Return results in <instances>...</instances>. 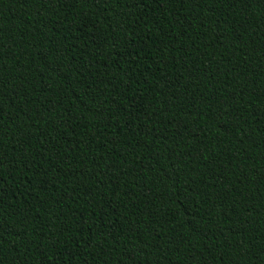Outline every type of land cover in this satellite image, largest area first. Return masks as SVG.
<instances>
[{"label":"trees","instance_id":"obj_1","mask_svg":"<svg viewBox=\"0 0 264 264\" xmlns=\"http://www.w3.org/2000/svg\"><path fill=\"white\" fill-rule=\"evenodd\" d=\"M0 264H264V0H0Z\"/></svg>","mask_w":264,"mask_h":264}]
</instances>
